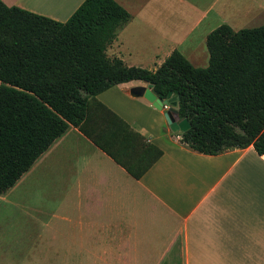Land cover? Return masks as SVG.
I'll return each mask as SVG.
<instances>
[{
  "label": "crops",
  "instance_id": "obj_1",
  "mask_svg": "<svg viewBox=\"0 0 264 264\" xmlns=\"http://www.w3.org/2000/svg\"><path fill=\"white\" fill-rule=\"evenodd\" d=\"M1 1L64 21L83 0ZM113 1L130 19L106 55L148 70L172 50L204 67L212 29L264 24V0ZM144 84L95 99L160 155L134 177L69 125L0 193V264H264L263 155L170 140L161 109L129 94Z\"/></svg>",
  "mask_w": 264,
  "mask_h": 264
},
{
  "label": "trees",
  "instance_id": "obj_2",
  "mask_svg": "<svg viewBox=\"0 0 264 264\" xmlns=\"http://www.w3.org/2000/svg\"><path fill=\"white\" fill-rule=\"evenodd\" d=\"M129 19L113 0H83L64 21L0 0V193L69 125L139 177L160 150L95 99L130 80L177 97L187 148L216 155L250 145L264 158V24L212 29L204 67L172 50L148 70L105 53Z\"/></svg>",
  "mask_w": 264,
  "mask_h": 264
},
{
  "label": "water",
  "instance_id": "obj_3",
  "mask_svg": "<svg viewBox=\"0 0 264 264\" xmlns=\"http://www.w3.org/2000/svg\"><path fill=\"white\" fill-rule=\"evenodd\" d=\"M129 94L131 96H142L145 98L154 108L160 110L163 105L168 104V108L162 112L164 120L170 129V131L182 132L189 127V124L185 118L180 120H175L173 114H176L178 103L177 97L171 95V92H168L166 98H160L155 90L152 87V84L146 83L144 85H134L130 87Z\"/></svg>",
  "mask_w": 264,
  "mask_h": 264
},
{
  "label": "rangeland",
  "instance_id": "obj_4",
  "mask_svg": "<svg viewBox=\"0 0 264 264\" xmlns=\"http://www.w3.org/2000/svg\"><path fill=\"white\" fill-rule=\"evenodd\" d=\"M167 108H168V106H167L166 108H162V109H161V112L165 111ZM161 115H162V119H163V121H164V123H163V128H164V133L166 134V136H167L170 140H172V141L178 139V138H177L178 135L176 134V133H178V131H174V132L170 131V129L168 128V126H167V124H166V122H165V120H164V117H163V114H162V113H161ZM149 117H150V118H153V115H149ZM154 117H155V116H154ZM173 117L175 118V120H178L176 114H173Z\"/></svg>",
  "mask_w": 264,
  "mask_h": 264
},
{
  "label": "built area",
  "instance_id": "obj_5",
  "mask_svg": "<svg viewBox=\"0 0 264 264\" xmlns=\"http://www.w3.org/2000/svg\"><path fill=\"white\" fill-rule=\"evenodd\" d=\"M168 105L166 104V105H163V107L162 108H166Z\"/></svg>",
  "mask_w": 264,
  "mask_h": 264
}]
</instances>
